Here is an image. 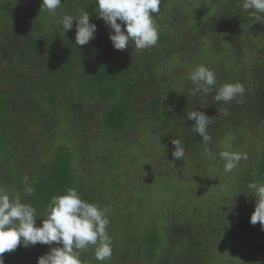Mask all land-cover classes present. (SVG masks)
<instances>
[{"label":"trees","instance_id":"obj_1","mask_svg":"<svg viewBox=\"0 0 264 264\" xmlns=\"http://www.w3.org/2000/svg\"><path fill=\"white\" fill-rule=\"evenodd\" d=\"M197 1L203 11L189 16L176 0H161L154 14L156 46L137 51L130 44L118 51L94 11L95 0H61L54 15L40 12L42 0H0V188L19 192L22 202L36 208L37 227L51 197L69 188L107 208L112 257L103 264H220V257L238 250L232 248L235 239L250 256L236 259L238 264L256 258L264 264L258 250L264 230L249 227L255 197L247 187L264 183V19L250 18L237 6L242 0ZM81 9L97 29L84 46L75 44L76 21L65 33L60 23ZM201 65L215 73L217 87L241 83L243 97L224 103L214 101L215 90L190 95V73ZM192 110L214 118L208 129L214 159L203 154L205 145L191 128ZM143 125L147 138L165 141L158 154L174 151V139L184 144L175 169L184 179L175 175L173 188L158 165L151 178L146 171L140 178L126 171L111 177L121 164L112 145L123 140L133 148V138L124 137L142 135ZM138 145L145 151L143 142ZM224 150L247 153L248 159L231 173L220 172L224 161L218 154ZM132 155L129 162L136 161ZM184 162L198 173L212 169L217 185L203 190L199 176L193 178L200 184L186 181L194 174L183 171ZM25 177L35 190L31 197L23 192ZM118 193L128 197L121 200ZM247 198L249 205H241ZM159 209L166 210L164 218ZM55 246H18L3 255L4 264H37ZM94 251L89 246L81 253L84 264H101Z\"/></svg>","mask_w":264,"mask_h":264},{"label":"clouds","instance_id":"obj_2","mask_svg":"<svg viewBox=\"0 0 264 264\" xmlns=\"http://www.w3.org/2000/svg\"><path fill=\"white\" fill-rule=\"evenodd\" d=\"M94 11L110 29L109 40L115 50L123 51L134 45L137 51L156 46L159 29L154 14L160 12L161 0H95ZM62 6L61 0H42L40 12L54 15ZM254 20L264 19V0H242L237 5ZM75 25V44L87 45L96 33V25L90 23L89 13L81 9L78 17L63 15L60 21L64 33ZM119 21V23H118ZM123 26V30H122ZM193 87L189 90L193 97L207 96L215 90L214 101L228 103L242 98L245 92L241 83H227L217 87L215 73L206 66L196 67L189 76ZM238 102H243L242 99ZM224 116L229 112L222 110ZM187 119L194 121L191 127L198 134L205 147L203 154L210 159L215 156L209 147L212 137L208 133L214 118L201 111L192 110ZM174 145L172 156L182 160L185 147L180 139L171 141ZM164 147V146H162ZM219 157L224 161L223 171L231 173L242 160H247V153L224 150ZM25 195L31 197L34 188L24 178ZM251 195L255 197V208L250 216V224L259 222L264 230V183L250 182L247 185ZM107 208L96 203H88L81 199L75 188L66 190V194L51 197L46 206V218L36 226L37 210L30 203L22 202L19 192L10 195L0 188V264H4L3 255L11 253L18 246L28 248L36 244L57 245L38 257L37 264H84L81 253L89 246H95L94 257L98 262H106L112 257V238L107 232L110 223Z\"/></svg>","mask_w":264,"mask_h":264},{"label":"rangeland","instance_id":"obj_3","mask_svg":"<svg viewBox=\"0 0 264 264\" xmlns=\"http://www.w3.org/2000/svg\"><path fill=\"white\" fill-rule=\"evenodd\" d=\"M175 5H178L179 7V11H181L182 13H185L189 16H192V15H197L199 13H201V11H203V6H200V4H198V1L197 0H176V2L174 3ZM139 131L141 132H144L142 135L141 134H138V135H134L133 132H131V134H126L124 139H131L133 138V142H134V146L133 148L135 149V151H132V147H128L127 145H124V141H118V144L117 145H112L113 148H116L117 149V152H118V155H121V156H118V158H121L119 160V162L121 163L119 168H112V171H113V175L111 176L112 178H114L115 176L117 177L118 174H120V172L122 171H126V175H130V176H137L138 178H140L141 176H145L147 175L146 172L150 173L148 176L151 178L152 175H151V172L152 171H155V165H158V169L160 171H162L163 173H165V175L162 173V174H159L160 176L161 175H164L165 177L167 176V181L171 184L170 187H175L176 183H175V175L177 176V174L179 175V177H182L183 176V179H184V173L183 172H180V170L178 171H175L177 165H176V161H179V160H175L174 157L172 156V150L171 151H168L166 152V155H162V154H158V150H156L160 145H164L165 141L163 142H154L153 139H149L147 138V134H149L148 132V129H147V126L143 125L141 128H139ZM104 142V141H103ZM144 144V150H136L138 147L137 146H140L138 145L139 143H142ZM158 144V145H157ZM153 148V149H152ZM146 149H149V150H146ZM237 151V150H236ZM238 152V151H237ZM131 154H133L131 157H135L136 158V161H128V158ZM137 154L139 155H145L143 156L142 158L140 157H136ZM89 166H92V162L89 163ZM142 166H144V168H141ZM145 166H147L145 168ZM79 167V166H78ZM201 167V166H200ZM183 168V171H190L191 169V172L192 174H194V176H191V174L189 176H187V180L186 181H190L189 183H192V184H200V179L195 176H199L200 178H202L204 180V182H202L203 184V187H199L200 189L203 188L204 189H207L208 187H210V189H212V185L214 184V187L216 183V181H213L212 180V176L214 174H211L213 173L212 169H208V174L205 172V170H203L204 172H197V169H195L194 167V164L192 162H184V165L182 166ZM202 168V167H201ZM89 169V168H87ZM93 169V168H92ZM146 171V172H145ZM220 172H223V168H220ZM218 174H220L218 172ZM212 178H211V177ZM162 179H163V176H161ZM216 177H219L221 178L220 176H216ZM225 177V175H224ZM165 180V178H164ZM107 185L106 183V180H105V183L104 185ZM212 184V185H211ZM219 184V183H218ZM219 185H222L219 184ZM231 187H233L232 185H230ZM230 187V188H231ZM214 189V188H213ZM115 194V192H114ZM118 196H121L120 199L123 200L124 198L126 199L128 197V193H124L122 195H120L118 193ZM124 198H123V197ZM233 196V195H232ZM160 197H162L164 200L167 198V195H161ZM213 200V199H211ZM152 202L154 200H151ZM157 202V200H156ZM154 202V203H156ZM249 202V199L247 198V200L245 199L244 202L242 201L241 202V205H244L243 203H248ZM153 203V205H154ZM249 205V203H248ZM127 213V211H125ZM168 212V210H167ZM158 216L160 217H165L166 215V210L164 209H159L158 212H156ZM250 221V218L248 220V222ZM257 226L260 225L259 222H257L256 224ZM249 227H250V222H249ZM234 239V238H233ZM234 241V245H232V248L234 250L238 249L237 251H234L232 254L230 255H227V256H223V257H220L219 258V261H220V264H238V260L236 261V259H240L241 257H243L245 260H250V256L248 255V251L247 253L246 252H241V251H244V245L241 243V241L235 239L233 240ZM262 244L260 243H257V244H260L262 246H260V248H258L260 254L263 256V252H264V243L261 242ZM227 259L226 263H224V261ZM252 262L254 264H257L259 263V259L256 258V261L252 260ZM246 264H249L250 262L246 261L245 262Z\"/></svg>","mask_w":264,"mask_h":264}]
</instances>
